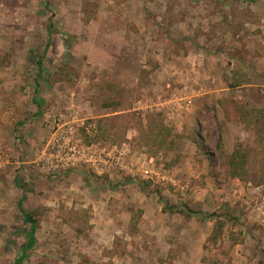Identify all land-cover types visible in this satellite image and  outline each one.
Wrapping results in <instances>:
<instances>
[{"label": "rangeland", "instance_id": "1", "mask_svg": "<svg viewBox=\"0 0 264 264\" xmlns=\"http://www.w3.org/2000/svg\"><path fill=\"white\" fill-rule=\"evenodd\" d=\"M54 113L119 164L33 166ZM0 116V264L20 209L21 264H264V0H0Z\"/></svg>", "mask_w": 264, "mask_h": 264}, {"label": "built area", "instance_id": "2", "mask_svg": "<svg viewBox=\"0 0 264 264\" xmlns=\"http://www.w3.org/2000/svg\"><path fill=\"white\" fill-rule=\"evenodd\" d=\"M45 126L48 135L41 146L31 153V163L48 174L56 176L61 171L78 166L99 173L104 165L119 164L122 159L121 146L82 144L76 135L74 123L65 120L61 113L48 115ZM7 164L8 159L0 146V173Z\"/></svg>", "mask_w": 264, "mask_h": 264}, {"label": "crops", "instance_id": "3", "mask_svg": "<svg viewBox=\"0 0 264 264\" xmlns=\"http://www.w3.org/2000/svg\"><path fill=\"white\" fill-rule=\"evenodd\" d=\"M40 3H43V2L40 1ZM41 14H42L41 15V19L43 21L42 20L39 21V19H38V20H36L35 23H31L32 26L30 28H27L25 36H21L20 35L19 39L17 38V39L13 40V41H15L14 42L15 45L22 44V45L26 46V48L31 46L30 43H33V42L37 43L36 44V48L34 47L35 51L37 52L36 58H35L36 61H34L35 63H37V59L40 57V55H42V53H44L43 55L44 56L46 55V58H48L47 54H48V51L50 49V44H52V42L54 41L53 38L55 36L54 31L51 29L53 22L51 23V20L47 21L48 20V15L45 16L43 11L41 12ZM29 18L30 17H27L26 19L28 20ZM45 18H46V22L44 21ZM7 29L8 28L6 27V31L5 32H7ZM48 29H49V35H50L51 39L48 38ZM14 38H15V36H14ZM29 41H30V43H29ZM10 44H11V46L13 45L12 42L9 43V41H8L7 45L10 46ZM6 49L8 50V48H6ZM9 49H10V47H9ZM42 59H44V58H42ZM43 63L44 64L41 63V67H40L41 70L44 69L43 66L45 65V62L43 61ZM100 66H104L103 63ZM107 67H110V66L108 65ZM34 91H36V87L35 86L33 87L32 91H31L32 92V96L35 95ZM33 106L36 108V109H34L35 110L34 114H36V113L38 114V105L36 103H34ZM113 113H117V112H113ZM106 115H108V114H106ZM105 142H107V141H105ZM77 170L78 169H74L72 171H77Z\"/></svg>", "mask_w": 264, "mask_h": 264}, {"label": "trees", "instance_id": "4", "mask_svg": "<svg viewBox=\"0 0 264 264\" xmlns=\"http://www.w3.org/2000/svg\"><path fill=\"white\" fill-rule=\"evenodd\" d=\"M44 53H42V55H40V57L37 59V66L38 68L41 67V63H42V58ZM23 197V196H22ZM21 213H22V220L24 223L26 224H30L29 229L26 231L25 233V243L22 245L21 249H20V253L15 257L14 261L12 264H21L23 262L24 259H26L28 257V251L33 247L34 243H35V236H34V232L36 229L35 226V222L33 221L31 215L28 212L23 211L22 209Z\"/></svg>", "mask_w": 264, "mask_h": 264}]
</instances>
